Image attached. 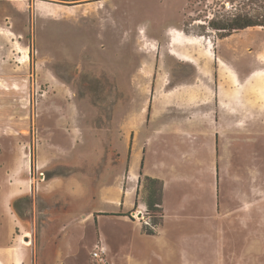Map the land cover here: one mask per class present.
I'll return each mask as SVG.
<instances>
[{
	"label": "rangeland",
	"instance_id": "1",
	"mask_svg": "<svg viewBox=\"0 0 264 264\" xmlns=\"http://www.w3.org/2000/svg\"><path fill=\"white\" fill-rule=\"evenodd\" d=\"M237 14L263 17L264 0H0V264H102L91 256L98 248L106 264H126L120 248L138 233L182 237V226L164 225L163 214L151 216L145 206V178L158 163L180 189L182 160L215 152L219 170L239 173L240 192L264 187V28L220 45L236 48L242 77L260 73L245 88L255 97V126H211L214 151L198 128L190 136L168 126L182 124L194 74L171 55V37L201 36L188 47L201 50L207 40L215 48L218 33L208 21ZM202 69L212 72L206 62ZM130 145L139 161L129 173ZM172 198L178 211L181 195ZM21 199L18 215L13 203ZM137 211L144 219L132 217ZM194 240L189 247L199 256ZM206 245V264H218L214 244ZM225 245L234 257L223 264H264L246 257L254 244Z\"/></svg>",
	"mask_w": 264,
	"mask_h": 264
},
{
	"label": "crops",
	"instance_id": "2",
	"mask_svg": "<svg viewBox=\"0 0 264 264\" xmlns=\"http://www.w3.org/2000/svg\"><path fill=\"white\" fill-rule=\"evenodd\" d=\"M231 36L218 39L215 48L213 46L209 48L206 41L202 42L201 50L188 47L194 45L195 38L185 35L177 36V38L176 36L171 37V41L174 42L169 43L170 51L175 50L182 58L173 56L182 63L192 65L194 74L186 81L189 83L190 91L184 94V100L188 101L189 108L185 109L186 115L183 117V122L182 124L175 122L168 126H184V130L190 136L196 132L193 129L198 128L199 133H202L198 136L200 142L204 139L210 140L213 143V151L215 150L216 132L211 126H255L252 121L255 97L246 90L247 86L252 84L251 74H246L244 77L240 74L239 68L242 65L239 64L235 53L236 48L233 45H229L226 51L220 48V45ZM205 62L208 67L212 68L210 75L202 74ZM251 62L254 66V59H251ZM202 85L206 89V98L203 97ZM240 86L242 90H239ZM194 87L200 89L195 90ZM202 99L205 100L202 101ZM248 142L249 140L243 142L241 152ZM238 143L236 142L233 146L234 149ZM199 145L200 143L197 146L193 142L190 143V146L196 149ZM138 161L139 157L132 154L129 173L137 170ZM182 161L184 164L180 175L182 178L180 189L171 188L170 178L172 176L169 172L167 173V166L162 163L157 165L158 174L154 171L148 175L162 182V223L182 226L184 235L179 238L170 235L164 238L138 233L135 241L131 239L126 247L120 248L119 262L124 260L126 264H206L208 250L206 242L214 244L213 253L218 264H223L221 260L224 258L234 257L232 253L226 251L225 244L239 242L254 244L253 250L257 249L246 257L264 258V187L247 186L245 192H240L235 186L237 182H234V178H238L239 173L231 171L226 174L219 170L215 152L214 154L199 152L197 156L184 158ZM203 163H209L211 170H206L202 166ZM244 175L247 177L250 175L248 178L254 177L252 172ZM226 179H230V183L234 184L231 192L224 187ZM173 191H178L181 195L177 201L179 212L169 204V201L173 200ZM128 209L123 208L122 212L125 213ZM134 226L137 228L135 230L140 232V225L137 222H134ZM207 227L212 229L206 230ZM187 228H192V230H187ZM160 238L163 241H159ZM193 239H197L194 241L198 244L196 251L199 252V256L194 255L189 247ZM160 242L165 246L159 245ZM178 243L182 247L178 246ZM163 251L168 254H160ZM247 252L251 253L248 250ZM129 254L132 260L131 258L127 260ZM179 259L181 260L178 261Z\"/></svg>",
	"mask_w": 264,
	"mask_h": 264
},
{
	"label": "trees",
	"instance_id": "3",
	"mask_svg": "<svg viewBox=\"0 0 264 264\" xmlns=\"http://www.w3.org/2000/svg\"><path fill=\"white\" fill-rule=\"evenodd\" d=\"M208 25L210 28L215 30L218 39L227 38L235 33H238L242 30L252 27H262L264 28V16L261 18H253L247 14H237L233 15L226 21L219 20H209ZM131 153V145L128 148L127 161L129 162ZM145 181L147 183L146 186V200L145 206L151 216H156V214L161 215V195H162V182L158 179L146 177ZM24 199L17 200L13 203V209L18 215H21V211L19 210L18 203L23 201ZM115 216H121V214H115ZM156 221V220H155ZM147 234H152L150 231H146Z\"/></svg>",
	"mask_w": 264,
	"mask_h": 264
},
{
	"label": "built area",
	"instance_id": "4",
	"mask_svg": "<svg viewBox=\"0 0 264 264\" xmlns=\"http://www.w3.org/2000/svg\"><path fill=\"white\" fill-rule=\"evenodd\" d=\"M141 213H142L141 211H137V212H135L134 216H132V217H134L140 221L141 219H144L143 216L141 215ZM138 217H140V219ZM144 223L146 225H149V223H147V222H144ZM91 256L94 260L100 261L102 264H106L105 250L103 248H98L95 251H92Z\"/></svg>",
	"mask_w": 264,
	"mask_h": 264
},
{
	"label": "bare ground",
	"instance_id": "5",
	"mask_svg": "<svg viewBox=\"0 0 264 264\" xmlns=\"http://www.w3.org/2000/svg\"><path fill=\"white\" fill-rule=\"evenodd\" d=\"M177 34V33H176ZM179 34H181V33H179ZM176 36V35H175ZM179 36V35H178ZM199 37V36H198ZM176 38H177V36H176ZM193 38H195V40L196 41H198V40H201V36H200V38H196V37H193ZM203 39V38H202ZM175 40V39H174ZM190 40H193V39H190ZM202 41V40H201ZM206 42H207V44H208V47L210 48L211 46H212V44L210 43V41H207V40H205ZM205 42V43H206ZM171 43H172V41H171ZM206 45V44H205ZM170 53L172 54V55H174V56H177V57H179V58H182L175 50H171L170 51ZM211 54V53H210ZM261 59V58H260ZM261 61H263L264 62V58L263 59H261ZM258 74H260L259 72H254V73H251V75H250V79L252 80L253 78H255V77H257L258 76ZM128 195H130V192H128ZM26 237H28V234H26L25 235ZM21 243L24 245V246H29V245H31V243L30 242H27V241H24V240H22L21 239Z\"/></svg>",
	"mask_w": 264,
	"mask_h": 264
}]
</instances>
